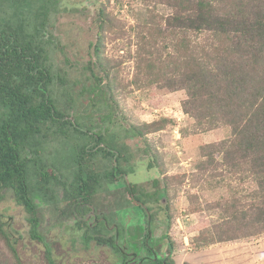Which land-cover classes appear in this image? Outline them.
<instances>
[{
	"label": "trees",
	"instance_id": "16d2710c",
	"mask_svg": "<svg viewBox=\"0 0 264 264\" xmlns=\"http://www.w3.org/2000/svg\"><path fill=\"white\" fill-rule=\"evenodd\" d=\"M166 1L176 11L166 20L163 32L181 33L172 45L182 54L158 55L150 42L141 43L136 54L135 81L146 75L170 89H185L184 110L198 127H213L223 121L231 126L232 148L220 159L210 155L207 162L232 172L247 165L252 168L263 202L255 208V215L243 216L249 220L247 226L244 222L247 230L239 232L245 229L242 227L227 232V239L258 234L264 230V0ZM65 2L0 0V205L12 192L17 204L29 214L30 236L40 240L44 239L40 206L54 196L52 183L65 177L63 168L52 162L55 159L46 156L50 146L52 150H63L67 144L70 149L66 150H72L75 170L68 188L65 186V196L83 213V203L92 200L103 181L110 188L116 185L114 179L135 172L132 165L137 153L128 139L143 140L145 150L140 153L147 155L151 150L145 127L150 129L167 120L145 123L144 127L132 124L129 128L120 123L113 92L109 84L105 87L101 83L103 78L96 75L91 60L82 67L84 73H90L82 76L84 83L77 87L80 84L72 80V71L66 72L61 62V54L67 58L65 47L53 32L62 25ZM99 12L103 18V10ZM191 33L204 36V41L195 43L188 35ZM100 43L95 46L97 54ZM97 63L102 65L100 60ZM152 157L149 168L155 166ZM156 188L150 191L145 183L134 181L124 186L122 195H129V200L125 198L126 206L119 210L137 207L146 218L144 224H134L133 229L120 226L130 230L135 253L132 263L123 254L125 264H175L170 255L158 251L148 235L155 214L147 210L156 195H164L158 190L160 184ZM2 213L0 208V238L17 264H22ZM106 224L100 221L94 235L91 231L96 227L86 224L83 237L87 242L95 239L114 244L117 234L109 238L101 235Z\"/></svg>",
	"mask_w": 264,
	"mask_h": 264
},
{
	"label": "rangeland",
	"instance_id": "374dc122",
	"mask_svg": "<svg viewBox=\"0 0 264 264\" xmlns=\"http://www.w3.org/2000/svg\"><path fill=\"white\" fill-rule=\"evenodd\" d=\"M171 4L166 0H66L64 3L62 25L53 32L65 47L67 58L61 54V62L66 72L72 71V80L80 84L77 87L84 83L82 76L90 73H84L82 67L91 60L94 72L103 78L101 83L105 87L109 84L113 92L112 101H116L120 123L129 128L132 124L144 127L145 123L167 120L151 125L150 129L145 127L151 150L147 155L140 153L145 150L143 140L128 139L137 153L138 160L132 165L135 172L120 180L113 178L116 185L110 188L103 181L92 200L83 203V213L65 196V186L68 188L75 170L72 150H66L70 149L67 144L63 150H52L50 146L46 156L55 159L52 162L63 168L65 177L52 183L54 196L40 206L43 218L40 232L44 239L30 236L29 214L17 204L12 192L7 193L0 205L22 264H122L121 255L109 243L95 239L87 242L83 236L87 232L86 224L95 228L100 221L106 222L107 227L100 234L109 238L121 225L133 229L134 224L146 222L144 213L137 207L119 210L129 200V195L126 198L122 193L131 181L145 183L150 191L157 190L160 184L158 190L164 195H156L147 213L155 214L152 230L161 245V254L170 255L175 264H264V230L227 239V232H237L244 222L247 226L249 220L243 216L255 215V208L263 202L252 168L247 165L232 172L207 162L210 155L220 159L232 148L231 126L223 121L213 127H198L196 120L184 110L185 89H170L146 75L135 81L136 54L141 43L150 42L158 55L182 54L172 45L173 40L179 41L181 33L163 32L166 20L176 11ZM188 35L195 43L204 41L202 35ZM97 42H101L98 54ZM99 60L103 66L97 63ZM87 108L91 111V106ZM92 114L97 120L95 107ZM151 156L155 166L149 168ZM257 198L259 201L252 203ZM244 228L239 232L247 230ZM91 234H97V227ZM117 241L124 251L127 241L121 237ZM0 264H17L1 238Z\"/></svg>",
	"mask_w": 264,
	"mask_h": 264
},
{
	"label": "flooded vegetation",
	"instance_id": "af4514ba",
	"mask_svg": "<svg viewBox=\"0 0 264 264\" xmlns=\"http://www.w3.org/2000/svg\"><path fill=\"white\" fill-rule=\"evenodd\" d=\"M125 176H127V175H125ZM130 228V227H129ZM131 229V228H130ZM152 229V228H151ZM128 231H130V230H128V228L126 227H119L118 228V231L116 232V234H117V236L115 237V241H114V244H110L115 250L116 249H118V250H120V252H118L117 250H116V252L117 253H119L120 255H121V257H120V261H122L123 262V259H122V256H123V254L125 253L126 255H128V262L129 263H132V259L131 258H133L134 256H135V253H134V251H133V248L131 247L132 246V243L130 242L132 239H131V232L129 233ZM145 233V232H144ZM149 234L148 235H150V237L152 238V239H154V244L156 243L157 245H158V251L160 250V252H161V245L157 242V240H156V238H155V236H154V233H153V230H152V232H148ZM147 235V236H148ZM121 237V239H124V240H126L127 241V243H126V249L124 250V251H122V248L121 247H119V245H118V241H117V239H119ZM121 241V240H120ZM156 245V246H157ZM145 250L144 251H142V252H140V254L141 255H144L145 254ZM162 253V252H161ZM131 259V260H130ZM122 264H125L124 262L122 263Z\"/></svg>",
	"mask_w": 264,
	"mask_h": 264
}]
</instances>
